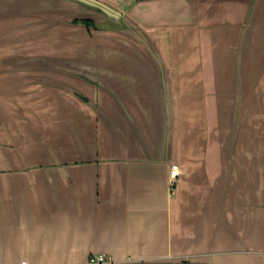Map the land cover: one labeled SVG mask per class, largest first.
<instances>
[{
  "label": "crops",
  "instance_id": "0c3cea01",
  "mask_svg": "<svg viewBox=\"0 0 264 264\" xmlns=\"http://www.w3.org/2000/svg\"><path fill=\"white\" fill-rule=\"evenodd\" d=\"M102 1L159 60L0 1V264H264V0Z\"/></svg>",
  "mask_w": 264,
  "mask_h": 264
},
{
  "label": "rangeland",
  "instance_id": "374dc122",
  "mask_svg": "<svg viewBox=\"0 0 264 264\" xmlns=\"http://www.w3.org/2000/svg\"><path fill=\"white\" fill-rule=\"evenodd\" d=\"M45 7L46 8H35L34 6H31L29 4H21L20 8H18V7L13 8V9H16L15 10L16 15H8L6 17V20H7L6 29L8 30L7 36L15 35L20 31V29H23V31L28 30V31H26L25 35H32V37H33L36 34V31H39V29H41L42 25L44 24V23H42L43 20H46L48 22V21H50V19H53L52 22H54V26H57L58 22H62L64 24L67 21V22H70L71 24H74L73 19L83 18V16L76 15V14L68 15V13H66L65 11L63 12L62 10H59L62 12L56 11L57 8H54V9L50 8L49 9V7H47V6H45ZM38 21L40 23L38 25L29 24V22L37 23ZM59 24L61 26L63 25L61 23H59ZM75 24H78V23H75ZM86 28L87 29L85 30L82 28L66 27V28H64V30L66 31V35L72 34V35L78 36L81 33L86 34V37H83V39L89 40L90 43L94 42L93 44H94L95 48L100 47V49H102V50H109L111 48L113 49L115 46L118 47L119 49L125 50L128 48V46L129 47L132 46L131 43H128V41L127 42L126 41L125 42H113V41H111L109 37H112V36L122 37L117 32H114V31L111 32V31H108V30L103 29V28L95 27L93 25H91L89 27L86 26ZM46 32H49V31L46 30ZM49 34H50V32H49ZM43 37H46V36L39 37L40 40L38 42L37 48L40 47L42 49H46V48H49L53 44V42L51 40L53 38H51L48 41V40H45V38H43ZM18 38L20 40V37L15 38L16 43L12 42V43H1L0 44L1 45L0 46V57L5 56L7 54H10L12 52H15L17 50H23L25 47H26V49H30V48L31 49H37L35 46L30 45L31 44L30 42L26 43L27 45L25 43L19 44L21 42H19V40H17ZM66 41H67V39H66ZM68 43H69V48H74L75 46H78V44H82V42H80V41H76L74 43H72V42L63 43L62 39H59V40L55 39L56 48H61V46H64V45L66 46V44H68ZM34 44H35V42H34ZM50 49H52V48H50ZM199 93H200V97H201V95H202V97H205L204 91H200ZM128 264H133V263H128ZM134 264H161V263L137 262ZM178 264H186V263H178Z\"/></svg>",
  "mask_w": 264,
  "mask_h": 264
},
{
  "label": "water",
  "instance_id": "95a60500",
  "mask_svg": "<svg viewBox=\"0 0 264 264\" xmlns=\"http://www.w3.org/2000/svg\"><path fill=\"white\" fill-rule=\"evenodd\" d=\"M5 1L7 9L21 4H29L35 8H57L68 14H76L91 19L93 26L103 29L119 31L130 35L144 46L155 58L160 59L159 52L153 42L142 29L127 15L109 3L102 0H0ZM59 11V12H62ZM78 24H82L78 22ZM84 25V24H82Z\"/></svg>",
  "mask_w": 264,
  "mask_h": 264
},
{
  "label": "built area",
  "instance_id": "2783aa9c",
  "mask_svg": "<svg viewBox=\"0 0 264 264\" xmlns=\"http://www.w3.org/2000/svg\"><path fill=\"white\" fill-rule=\"evenodd\" d=\"M179 164L172 163L169 170L170 181H174L179 174ZM85 264H116L112 258L105 253H92L88 256Z\"/></svg>",
  "mask_w": 264,
  "mask_h": 264
},
{
  "label": "trees",
  "instance_id": "16d2710c",
  "mask_svg": "<svg viewBox=\"0 0 264 264\" xmlns=\"http://www.w3.org/2000/svg\"><path fill=\"white\" fill-rule=\"evenodd\" d=\"M73 22L74 23L80 22V23H82V24H84V25H86L88 27L93 25V21L91 19H86V18L73 19Z\"/></svg>",
  "mask_w": 264,
  "mask_h": 264
}]
</instances>
